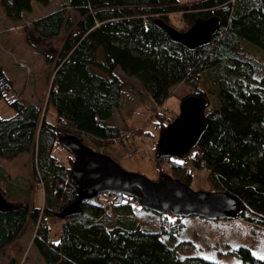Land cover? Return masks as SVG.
Here are the masks:
<instances>
[{"label":"trees","instance_id":"1","mask_svg":"<svg viewBox=\"0 0 264 264\" xmlns=\"http://www.w3.org/2000/svg\"><path fill=\"white\" fill-rule=\"evenodd\" d=\"M0 8L7 20L19 22L32 10V0H0ZM69 9L77 14L75 22L66 16ZM213 18L221 22L218 33L195 51L172 43L155 24L160 20L185 33ZM30 30L26 43L53 65L47 107L55 118L47 121L39 105L19 97L0 66V100L13 112L0 116V161L32 153V181L11 178L0 167V194L10 203L0 212V251L31 222L32 244L44 264H182L173 245L182 218L153 214L158 230L148 231L139 202L120 194L83 202L82 214L59 220L58 235L51 237L49 223L58 222L57 215L77 200L70 181L73 158L68 166L56 164L60 138L88 140L93 152L111 157L129 136L123 126L108 125L123 103L116 70L138 81L156 106L178 85L189 89L187 97L208 100V127L198 145L177 163L165 160L167 167L181 174L178 181L186 186L191 170L207 171L212 193L239 200L236 220L264 229V60L242 49L245 41L264 52V0H64L61 9L31 22ZM62 31L65 37L53 55L32 42L58 38ZM162 161L156 159L157 166ZM32 183L43 187L41 207L33 203ZM230 254L240 264H264L246 247Z\"/></svg>","mask_w":264,"mask_h":264},{"label":"rangeland","instance_id":"2","mask_svg":"<svg viewBox=\"0 0 264 264\" xmlns=\"http://www.w3.org/2000/svg\"><path fill=\"white\" fill-rule=\"evenodd\" d=\"M63 4L64 0H49L47 5L32 0V10L24 13L19 22L7 20L0 8V66L12 81L15 93L24 101L39 105L42 117H46L50 122L55 118L53 110L47 107V94L54 75L53 65L47 64L44 56L29 47L25 39L27 36L30 38L31 30L28 25H31V22L58 11ZM66 16L71 22L77 19V14L70 9L67 10ZM64 37L65 32L62 31L55 39L43 42L31 41L34 44L37 43L41 51L53 55L58 51ZM242 49L264 60V52L257 46L244 41ZM115 74L124 86L123 103L121 108L114 110L108 125L123 126L129 136L124 140L125 145L114 150L111 157H108L125 172L142 175L152 182L158 181L161 172L174 180H179L181 174L178 175L175 170L168 169L165 160L160 163V167L157 166L155 149L162 125L179 115L180 99L188 96L189 89L184 85L172 88L168 99L161 106H156L138 81L126 77L119 70H116ZM8 114H13L12 110L3 100H0V116L5 118ZM83 145L89 148L91 142L85 140ZM54 156L65 166L69 164V157L72 158L61 147L54 150ZM31 159L32 153L23 154L17 159L4 162V165L12 175L32 181ZM173 160L177 163L179 159L173 158ZM190 174L191 181L188 184L190 190L213 192L207 171L196 169L191 170ZM32 186H34L33 203L36 207H41L44 202V191L40 185L35 186L32 183ZM137 208L141 214L140 217L146 221L145 229L157 231L158 225L156 221H153L154 213L143 210L140 205ZM182 223V230L173 244L177 248V257L182 264H199L187 260L191 257H200L220 264H240L241 260L230 254L232 250L240 246L248 248L256 257H264V229L262 228H255L237 220L217 224L216 221H207L198 217L182 218ZM32 225H30L33 230L31 237L26 236L25 240L15 244V248L20 249L18 264L23 259L30 260L32 263L38 261L32 244L36 227ZM49 226L51 235L57 236L59 220L51 221Z\"/></svg>","mask_w":264,"mask_h":264},{"label":"water","instance_id":"3","mask_svg":"<svg viewBox=\"0 0 264 264\" xmlns=\"http://www.w3.org/2000/svg\"><path fill=\"white\" fill-rule=\"evenodd\" d=\"M168 39L188 51L208 45L218 33L221 22L210 19L198 22L185 33L155 22ZM209 102L204 97L189 96L180 102L175 121L160 133L155 158L185 159L196 148L208 127L205 112ZM60 146L73 158L70 181L77 190V200L65 207L58 220H67L82 214V203L103 194H120L137 200L140 206L156 215L169 214L176 218L198 217L207 221H235L240 210L236 197L225 193L193 192L188 186L163 175L156 182L144 176L125 172L108 156L93 152L75 137L62 136ZM10 205L0 194V212Z\"/></svg>","mask_w":264,"mask_h":264},{"label":"crops","instance_id":"4","mask_svg":"<svg viewBox=\"0 0 264 264\" xmlns=\"http://www.w3.org/2000/svg\"><path fill=\"white\" fill-rule=\"evenodd\" d=\"M30 26V25H28ZM27 26V27H28ZM33 104V103H32ZM13 114H8L7 117L5 118H9L11 117ZM22 156V155H21ZM20 157V156H19ZM18 157V158H19ZM17 159V158H16ZM4 162L6 161H0V167L8 174L10 175L12 178H16L18 177V175H12L11 173H9L4 165ZM28 179V178H27ZM31 223V222H30ZM28 223L26 225V227L24 228L23 232L19 235V237L14 240L13 242L9 243L6 247H4L1 251H0V264H18V260H19V250L18 248H15V244L20 242V241H23L25 240V237L28 236V237H31L32 235V232L33 230H31L32 228H30L32 225V223L30 224ZM33 226V225H32ZM51 234V233H50ZM52 237V235H51ZM34 251H36L35 253V256L38 258V261H33L34 263L33 264H44L41 257L39 256L37 250L34 248ZM256 257V255H254ZM260 258V257H258ZM30 262L32 263L30 260H22L20 261L19 264H22L23 262Z\"/></svg>","mask_w":264,"mask_h":264},{"label":"built area","instance_id":"5","mask_svg":"<svg viewBox=\"0 0 264 264\" xmlns=\"http://www.w3.org/2000/svg\"><path fill=\"white\" fill-rule=\"evenodd\" d=\"M59 163H60V161H57V162H56V164H59ZM40 187H41V188H42V190H43V187H42L41 185H40ZM218 223L220 224V223H221V221H219Z\"/></svg>","mask_w":264,"mask_h":264},{"label":"snow or ice","instance_id":"6","mask_svg":"<svg viewBox=\"0 0 264 264\" xmlns=\"http://www.w3.org/2000/svg\"><path fill=\"white\" fill-rule=\"evenodd\" d=\"M262 259H264V257H261Z\"/></svg>","mask_w":264,"mask_h":264}]
</instances>
